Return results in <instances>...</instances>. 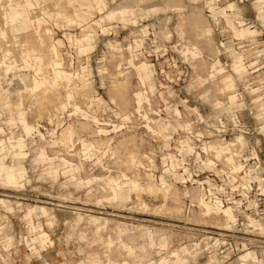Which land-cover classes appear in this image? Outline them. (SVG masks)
<instances>
[{"label":"rangeland","instance_id":"374dc122","mask_svg":"<svg viewBox=\"0 0 264 264\" xmlns=\"http://www.w3.org/2000/svg\"><path fill=\"white\" fill-rule=\"evenodd\" d=\"M103 1L110 10L119 4H127L132 7V13L126 17L117 13L112 19L104 17L101 23H97L95 19L105 14L97 11L92 0L0 1V32L3 29L0 46L7 44L11 52L16 50L11 44L12 36L19 35L26 46L32 45L30 49L34 46L36 49L42 43L34 41L36 35L45 34L44 29L48 27L51 29L50 36L57 42L63 67L73 70L78 76L73 82L70 81L69 87L60 84L56 89L60 94L69 92L65 88L69 89L77 83L75 96L69 100L71 97L64 96L66 103L65 108L61 107L62 110L58 96L54 97L57 95L55 91H52L53 98L50 88L45 96L37 95L43 98H38L36 94L29 96L28 87L21 82L20 74H23L21 77H25V82L29 83L30 76L36 73L32 65L38 67L39 57L16 55L17 64L11 61L13 69L7 73L3 66L4 58L0 57V96L4 89H10V94L0 98V118L3 120L0 122L3 128V131L0 130V138L9 134L10 128L5 120L17 107L15 101L19 93L27 119L34 126V137L26 139L28 156L23 161L28 174L25 186L32 189L28 196L32 201L15 197L8 204L15 211L18 208L25 210L30 205H42L56 218L52 225L47 224V217L34 219L43 225L53 240L52 245L41 256L27 253L24 244L19 245L12 255L0 257V264H79L81 261L84 264H264V220H257L258 217L255 218L250 213L254 205L253 192H264V183H259L255 177L245 176L247 167L252 166L256 175L264 178V136L261 134L264 130L257 128L261 122L253 114L261 111H239L240 123L246 131L243 133L238 130L239 127H230V115L223 106L215 117L217 113L213 106L200 97L206 90L211 94L216 92V96L222 101L227 94H234V91L231 92L234 86L225 87L218 75L209 76V72H217L210 67L214 60L206 50H203L202 55V49L209 48L210 45L217 50V58L223 70L233 75L235 85L241 90L247 81L251 82L250 86L254 84L253 87L264 86L261 67L264 62V25L256 18L257 9L264 13V9L259 8L260 2L212 0L211 6L216 8L211 9L206 3L208 0H183L186 6L181 26L177 11H165L166 8L161 5L166 0H158L161 4L154 7H148L152 0ZM231 2H235L237 6L238 16L246 19L252 29H256L255 34L245 37L236 35L235 31L240 27L234 15L229 16L231 12L228 11V21L220 15V10ZM5 5L11 10L21 11V18L5 23L2 11ZM78 12L84 13L88 19L76 22L69 17H75ZM188 13L192 14L187 16ZM189 18H193L196 23L190 24ZM201 20L204 21L199 22ZM12 26L19 29L20 33H13L10 28ZM143 30L147 31L145 36H142ZM6 33L5 39L3 36ZM139 38L142 39V46L135 47L131 55L126 46H135V40ZM111 41L116 42L119 48H111ZM45 46L46 44L44 47L40 46L43 48H38L43 51ZM188 50L196 51L200 56H194L191 52L186 56L185 52ZM46 56L44 60L48 62L51 56ZM235 58H240L245 65L255 60L258 64L254 68V65H249V74L240 78L232 71ZM23 59L31 62L28 67L22 62ZM145 63L149 64V70L141 77ZM258 67V70L251 73V70ZM41 72L38 77L49 78V70ZM125 75L129 80L127 87L121 88V91L115 88L114 82L123 80ZM12 78L15 79L8 84ZM82 92H86L88 97ZM111 93L117 101H113L112 96L109 97ZM211 96V103H216V97ZM44 97L48 102H45ZM233 98H229L230 102H233ZM244 99L248 107L247 93ZM138 107L140 110H137ZM81 112L87 117L81 116ZM220 121L225 126L227 123L228 125L223 132L218 133ZM71 122L77 126V131L72 134L74 149L68 153L69 147L67 149L61 146L56 135ZM130 135L134 138H130ZM240 135L246 139L247 145L235 139ZM122 138H125L126 145L123 141H118ZM126 138L133 139L131 142L127 139V142ZM80 140H84V144L98 140L101 145L98 144L91 150L90 159L84 161L82 168H77L79 155L76 153L83 147ZM39 147L45 156H52L51 159L56 157L46 167L65 173H60L53 184L45 174V166L32 161ZM253 149L258 153L260 165L251 161L252 159L246 162L242 160ZM218 150L222 152L219 153ZM130 151L132 158L129 157ZM231 157H234V162L229 164L239 172L234 177L237 181L231 185V177L226 175L228 186H221L219 193L225 192V196L235 197L233 203L221 206L207 200L201 184L203 180L210 183L209 178L204 177L209 170L217 175L226 170L227 158ZM59 158L65 165L69 161L70 164L64 168ZM2 159L7 165L15 162L10 156ZM239 163L243 167H239ZM94 174L103 178L116 175L112 177H118L122 186L133 191L127 193L125 200H111L108 188L105 190L108 194L102 190L106 188L102 182L90 180ZM163 183L172 186L166 196L161 191L151 195L141 190L142 187L148 189L151 185L159 188ZM16 190L19 189L0 183V191L22 195ZM17 201L21 203L14 207ZM142 202L147 206L144 207ZM161 204L169 207L178 205L181 212L176 214L164 210ZM36 211L37 215L43 216L38 209ZM247 214L257 220L254 226L248 225ZM14 215L18 218L21 213ZM21 228L19 233L22 237L30 238L27 227ZM145 228L151 229L152 233L156 228L152 238L141 235V229L144 234ZM81 233L85 235V239L80 238ZM109 235L114 239L110 248L106 243ZM117 237L131 245L138 253L137 256L130 257L125 248L119 245ZM36 244L29 245L32 251L36 249ZM103 251L108 252L109 258L103 256ZM97 254L96 260L91 261ZM140 258L143 260L140 261Z\"/></svg>","mask_w":264,"mask_h":264},{"label":"crops","instance_id":"0c3cea01","mask_svg":"<svg viewBox=\"0 0 264 264\" xmlns=\"http://www.w3.org/2000/svg\"><path fill=\"white\" fill-rule=\"evenodd\" d=\"M2 1V0H0ZM95 8L97 9V11L99 13H103L105 14L104 16H100L99 18L95 19V22L97 23H101L104 20V17L107 19H112L117 13H121L123 16H129L132 13V7L127 5V4H119L116 7H114L112 10L108 9V6L106 3H104L103 0H92ZM255 2H260V7L264 9V0H254ZM207 5L211 8V9H215L216 7L211 6V4L213 3L212 0H208ZM161 4L160 1L158 0H152L149 4L148 7H154V5H159ZM23 5V4H21ZM163 5L167 11V9L170 10H175L178 13V16L181 18L180 24L182 26V24L184 23V18L185 14L183 13L185 10V6L186 4L183 3V0H166L165 4H161ZM234 8V9H233ZM3 14H4V22L8 23V22H15L17 20H19L21 18V11H14L11 10L10 7L8 6H3ZM102 11V12H100ZM228 11H230L231 13H229V16L234 15V17L236 18L238 24H239V29H237L236 35L240 36V37H245L248 35H252L255 34L256 29H252L251 26H249L246 21V19L241 18L238 16L237 14V6L235 4V2H231L229 3L226 7H223L220 10V15L225 17V20L228 21L229 17H228ZM192 14V13H191ZM190 13L187 14V16L191 15ZM186 16V17H187ZM69 17L73 18L76 20V22H81V21H86L88 19V17L84 14V13H75V17L70 16ZM257 20H260L261 23L264 25V13L263 11H260L257 9V15H256ZM41 19V18H38ZM37 19V20H38ZM42 20V19H41ZM204 20H201L199 22H203ZM189 22L190 24L192 23H196V21L193 18H189ZM12 32L15 34H19L20 30L15 28L14 26L10 27ZM10 28H9V32H10ZM2 31L0 32V35ZM146 30H143L142 36L146 35ZM16 36V35H14ZM208 40H210V38H208ZM55 42V44L57 45V42L55 40H53ZM111 45V48H115L118 49V45L116 44V42L111 41V43H109ZM206 45V44H205ZM142 46V39H136L135 40V46L133 44H128V46H126V49L129 51V53L131 55H133V49L135 47H141ZM58 47V46H57ZM86 48V47H85ZM202 49V48H200ZM203 50H206L208 55L214 60V62H212L210 64V67L215 68L217 70L216 73H212L209 72V76H214V75H218L219 79L222 80V84L225 87H232L234 86L235 88V79L233 77V75L225 70H223V67L220 64L219 59L217 58V50L214 48L213 45H210L209 48H203L202 49V55H203ZM191 51H186L185 55L187 56L188 53H190ZM194 56L199 57L200 55H198V52L196 51H192L191 52ZM201 53V51H200ZM201 55V56H202ZM24 64H26V67H28L27 65H30L31 62L29 61H25L23 59L22 61ZM39 64L38 66H42L44 60L40 57L38 60ZM5 60L3 59V66L5 64ZM149 64L145 63L143 65V70L144 72L142 73L141 77L147 73ZM232 71L236 74L237 77L242 78L247 72V68L246 65H244L240 58H235L234 62H233V66H232ZM8 72V71H7ZM6 72V73H7ZM1 73V71H0ZM13 74L15 72H12ZM24 76L23 74H20V79L23 80L25 82V77L24 79L21 77ZM1 79V77H0ZM7 79V78H6ZM15 78H12L9 80L8 84H11V81H13ZM17 80H19V73L17 75ZM39 80L43 83L46 82V76L45 78H42L41 76L39 77ZM231 89V92L233 91V89ZM2 89L0 88V91ZM10 89L9 87H7L6 89L3 90V93L1 94V96L5 95V94H10ZM221 92H228L229 91H224L221 90ZM57 94V93H56ZM64 95H67L72 99V97L74 96L73 91L70 90L69 92L65 91L63 93ZM211 95H214L217 99L216 103L212 104V100L210 97H212ZM0 96V98H1ZM200 97H202L203 99L207 100L214 109V112L217 113L215 115V117L219 114V112H221L222 110V106L223 109H225L227 104H232L235 103L238 106H241L243 104L242 99H238L234 94L230 95L227 94L226 95V99L224 101L220 100L218 98V96H216V92L211 94L210 91L206 90L204 91V93L202 95H200ZM230 97H234L232 100L233 102H230ZM236 98V99H235ZM67 100V101H68ZM0 104H2V102H0ZM5 104V103H3ZM7 104V103H6ZM15 104H17V107H15L14 111L12 112V115L9 116L5 121L7 123V125L9 126V134L5 137V138H0V183H4L6 186H13V187H17L19 190H16L17 192L21 193L22 195H15L13 193L12 194V199L6 198V197H0V215L7 219V212L11 211L12 215L14 216V219L12 220V226H11V230H8L7 227V223L4 225V228L2 226H0V257L4 258L3 256H10L12 255L14 252H16V250L18 249L19 245L27 246L29 251L27 253H32V254H37L38 256H41L42 253H44V251L50 247L53 243V240L51 239V237L49 236V233L43 228V225L39 222V221H35L37 219H40L41 217H47V224L52 225L55 221V215L54 214H50L49 209L45 206H33L30 205L28 206L25 210L23 208H18L16 209V211L14 210V208L11 206L10 200L14 201V198L16 197V199H30L32 201V198L28 197L31 193L32 189H28L25 186V180L28 177L27 174V169L25 168V166L23 165V161L27 158L28 156V152H27V144H26V139L27 138H33L34 135H32L33 133V129L34 126L30 124L29 120L27 119L26 116V111L23 109L22 107V99L20 98V93H19V97L17 98V100L15 101ZM7 106V105H6ZM259 106H261V104L259 103ZM137 110H140L139 107L137 108ZM57 111V110H55ZM82 111V110H81ZM253 114L256 116L257 120L260 123V125L257 126L258 129H262L264 130V112H258V113H254ZM85 115L81 112V116ZM201 115V113H200ZM258 115H262L261 117H258ZM0 117H1V112H0ZM84 117H87V115H85ZM234 119V117H232ZM3 121L0 118V122ZM0 130L3 131V128L0 126ZM217 130H219L217 128ZM238 130H240L241 132H246L244 128L239 127ZM220 131V130H219ZM264 136V133H261ZM235 139L237 141L242 142L244 145H247V141L246 139L240 135V136H236ZM185 140H181V142H183ZM82 143V141H80ZM45 151V150H44ZM219 153L222 152L220 150H218ZM227 153V152H226ZM91 154V151H90ZM248 156H244L243 160L246 162L248 161L250 158H256L257 160L259 159L258 157V153L255 149L251 150L250 153H247ZM6 156H10L15 162L12 165H7L3 162V157ZM52 156H45V154H43V150L41 149V147H39V150L37 151V153L35 154V156L32 158L33 163L35 164H40L42 166H45V174L50 178L51 180V184H53L54 182H56L59 178L60 173H63L62 171L60 172L59 170L57 172H55V170H52L51 168H47L46 164L49 163L51 164L54 159L56 157H54L53 159H51ZM60 159V158H59ZM62 162V165L64 168H66L68 166V164H70V161L65 165L64 161L62 159H60ZM228 163H233L234 162V157L231 158H227ZM239 167H243V165L241 163H239L238 165ZM77 168H82L80 165H76ZM63 168H61L62 170ZM185 171L186 168L184 169ZM53 171V172H52ZM239 173V172H237ZM65 174V173H63ZM97 175V174H94ZM245 176L248 177H255V180L258 181L259 183H264V178H260L256 175L255 173V169L252 166H248L247 169L245 170ZM52 178V179H51ZM244 179L245 181L247 180ZM91 181H95L93 179V175H91L90 177ZM28 181V180H26ZM166 181V180H165ZM96 182V181H95ZM168 182V181H166ZM166 184V183H163ZM170 185V184H167ZM171 186V185H170ZM37 187H35L36 190ZM38 190V189H37ZM133 190L129 189L128 187L124 188L123 191V196L124 199H126L127 193L131 192ZM126 194V195H125ZM199 201H203L202 199H199ZM12 203V202H11ZM21 201H17V204L14 205V207H18L20 205ZM28 203V202H25ZM39 210V212L43 215V216H39L36 214V210ZM48 210V211H47ZM17 212L18 214L21 213V215L17 218L15 213ZM78 218L80 219L81 216H78ZM25 219L26 220V227L28 229V233L30 234V238H28V236H24L22 237V235L19 233L21 232L23 227L21 225V220ZM35 219V220H34ZM251 221V222H250ZM255 221L249 219L248 225L254 226ZM3 228V230H2ZM98 231V229H97ZM35 234L37 236H35ZM141 235L142 236H149V238H152L153 233L151 229L145 228L144 229V234L142 233V229H141ZM32 236H35V238H33ZM55 239L57 238L56 236L54 237ZM80 238L81 239H85V235L83 233L80 234ZM118 238V242H122L123 240L121 239V237H117ZM33 239H36L37 241H32ZM109 239H111L114 243V239L113 237H111V235H109ZM23 240V242H22ZM32 243H37L35 246V250L32 251V248L29 247L30 244ZM37 246H39V248H37ZM25 249V247H24ZM26 251V249H25ZM107 251V250H106ZM103 251V256H105L106 258H109L108 256V252ZM250 253V252H249ZM98 257V254L92 257L91 261L96 260V258ZM42 264H48L47 262H44ZM79 264H84L82 261Z\"/></svg>","mask_w":264,"mask_h":264},{"label":"bare ground","instance_id":"6f19581e","mask_svg":"<svg viewBox=\"0 0 264 264\" xmlns=\"http://www.w3.org/2000/svg\"><path fill=\"white\" fill-rule=\"evenodd\" d=\"M40 27H41V25H40ZM45 28V27H44ZM46 29V28H45ZM44 29V33L45 34H41V33H38L37 35H36V37H35V39H34V41H37V40H39V42H42L41 43V45H43V47H44V44H46V46H45V49H43V51H41L39 48H43V47H40L39 45H38V47L36 48V49H34L35 48V46L34 47H32V49H30L31 47L30 46H32V45H30L29 47L28 46H26L25 45V42H23V41H21L20 39V36L19 35H16V36H12L13 37V43H11L12 45H13V47H15L16 48V50H12V52H11V50H10V47L7 45V44H5V46H7V47H5V46H0V57H2V58H4V59H6L7 61H6V63L4 64V69H5V72H7V71H10L11 69H13V67L11 66V61H14L15 63V65L17 64V58H16V55L17 56H24V57H32V58H35V57H41L43 60H44V58H46L47 56L46 55H50L51 56V59L47 62L46 61V59L44 60V62H43V65L40 67V66H35L34 64L32 65V67H33V69L35 70V74H32L31 76H30V79H29V83H26V82H24L23 80H21V82H22V84L24 85V86H26V87H28V90H29V93H30V95L29 96H31L32 94H36L35 96H37V95H41V94H43L42 96H45L44 94L46 93V92H50V91H48V88H50L51 89V92L53 91H55L56 93H57V95H55L54 97H56V96H58L57 98H59V100H58V102H59V107L61 108H65V95L62 93V94H60L56 89H58L59 88V86H60V84L61 85H63L64 87H69L70 86V81H72L73 82V80H75V78H78V76L77 75H75V73L74 72H72V71H70V70H67L66 68H64L63 67V63H62V58L59 56V50H58V47H57V45L55 44V42L53 41V38L50 36V34H51V29H49L48 27H47V29L45 30ZM37 30V29H36ZM38 31V30H37ZM40 31H41V29H40ZM7 32V31H6ZM32 32V31H31ZM35 32V31H34ZM33 33V32H32ZM34 35V34H33ZM5 39H6V37H7V33L3 36ZM33 37V36H32ZM37 38V39H36ZM23 40V39H22ZM30 40V39H29ZM33 41V40H32ZM33 41V42H34ZM5 42H7V41H5ZM29 42H31V41H29ZM4 43V42H3ZM44 43V44H43ZM10 44V45H11ZM28 44V43H27ZM12 45H11V48H12ZM28 47V48H27ZM37 49H39V50H37ZM37 50V51H36ZM15 53H14V52ZM42 52H44V53H42ZM12 57H14V58H12ZM61 59H60V58ZM9 59H11V60H9ZM9 60V61H8ZM243 63V62H242ZM48 64H49V66H48ZM244 64V63H243ZM257 64H258V61H253V62H250L249 64H247L246 65V68L249 66V65H254L252 68H254V67H256L257 66ZM245 65V64H244ZM260 67H258V68H256V69H254V70H251V73H253V72H255L256 70H258ZM16 69V68H15ZM45 69H47V70H49L50 71V75H49V78L48 79H46V82L45 83H43V82H41L40 80H39V77H38V75H40L42 72L41 71H44ZM78 73V72H77ZM76 73V74H77ZM130 73V72H129ZM247 75L249 74V72H247L246 73ZM245 74V75H246ZM114 75V74H113ZM126 76V75H125ZM114 77V76H113ZM112 77V78H113ZM123 80H118L117 79V77H116V79L118 80V81H116V82H114L115 83V88H118L119 90H121V91H123L122 89L123 88H125V86L127 87V82H128V80L129 79H127V76L126 77H124L123 76ZM130 78V77H129ZM129 84V83H128ZM111 85H112V83H111ZM251 85V82H249V81H247V83H245L244 84V89H247V91H245L244 89H240L237 85H235V88L233 89V91H234V93H235V95H236V97L238 98V99H242V101H243V104L241 105V106H238L237 104H235V103H232V104H227L226 105V107H225V109L228 111V113H229V115H230V127H243V125L240 123V119H239V117H238V113H239V111H241L242 109H248V110H250L251 111V109L252 110H259V111H261V112H264V86L263 85H261V86H256V87H253V85L254 84H252V86H250ZM76 86H77V83H75V84H73L72 85V87H70L69 89L68 88H65V90H72L73 91V89H74V91H73V94H74V92H75V88H76ZM110 86V85H109ZM114 86H110V87H114ZM122 88V89H121ZM53 89V90H52ZM111 90L113 89L114 90V88H110ZM109 90V89H108ZM53 92L51 93L52 95H51V97L53 98ZM247 93V95H248V97H249V99H248V101H249V106L247 107V105H246V103H245V99H244V97H245V93ZM27 93H28V91H27ZM75 94H77V93H75ZM82 94H84V96H86V97H88V94H86V92H82ZM23 95V94H22ZM27 95V96H28ZM46 95H48V94H46ZM50 95V94H49ZM81 95V94H80ZM25 96V95H24ZM42 96H39V97H42ZM75 96V95H74ZM78 96V95H77ZM112 96V99H113V101L115 100V101H117L116 100V97L114 98L113 97V95H112V93H111V95L109 96V97H111ZM22 97V96H21ZM38 97V96H37ZM38 97V98H39ZM49 97V96H48ZM43 98V97H42ZM44 99H46V97H44ZM86 99V98H85ZM48 99H46L45 100V102L47 101ZM53 100V99H52ZM56 100V101H57ZM82 100V99H81ZM41 101V100H40ZM39 102V101H38ZM42 102H43V100H42ZM48 102V101H47ZM55 102V101H54ZM84 102V101H83ZM259 103L261 104V106H259ZM40 104V103H39ZM42 104V103H41ZM52 104H53V101H52ZM55 104V103H54ZM57 104V103H56ZM119 104V103H118ZM57 106H58V104H57ZM118 107V106H117ZM50 108V107H49ZM61 108V109H62ZM47 109V108H46ZM67 109V108H66ZM43 110H45V109H43ZM63 110V109H62ZM123 110V109H122ZM121 111V110H120ZM128 111V110H127ZM44 112V111H43ZM127 113V112H126ZM71 115V114H70ZM70 115H69V117H70ZM49 117V116H48ZM232 117H234V119L232 118ZM51 119V117L49 118V120ZM51 121V120H50ZM78 121V120H77ZM79 122V121H78ZM80 123H81V121H80ZM84 123V122H83ZM82 123V125L84 126V124ZM87 124V123H86ZM81 125V124H80ZM227 125H228V123H227ZM226 125V126H227ZM225 126V124L223 123V121H220V123H219V130H217V132L218 133H221V131L222 130H224V128L226 127ZM77 126L75 125V124H73L72 122L71 123H69L68 125H65L64 127H63V129L61 130V132H59V134L58 135H56V137H57V142L61 145V146H64V147H67V149H68V147H69V149L67 150L68 151V153H69V151H71V150H73L74 149V139H73V137L74 136H72V134H73V131H75L77 128H76ZM88 127V126H87ZM77 131V130H76ZM75 131V132H76ZM54 134V133H53ZM74 135V134H73ZM131 136L132 135H130V138H131ZM129 137V136H128ZM133 137V136H132ZM134 138V137H133ZM132 138V139H133ZM99 141H100V139L99 138H97ZM123 139V138H122ZM118 140V141H123L122 143H124V140H125V138L123 139V140ZM127 139L128 138H126V141H127ZM132 139H128L129 141L130 140H132ZM98 140H95V141H93V142H88V143H85L84 144V140H80V141H82V145H83V147L79 150V151H77V153H76V155H79V163H78V165H80L81 167L82 166H84V161H86V160H89L90 159V151L93 149V148H95V146L97 145L98 146V144L100 143ZM102 140H104V139H102ZM79 141V142H80ZM120 142H118V143H120ZM128 142V141H127ZM131 142V141H130ZM129 142V143H130ZM101 143H102V141H101ZM127 143L125 142L124 143V145H126ZM99 145H101V144H99ZM120 146L119 147H121L122 145H121V143L119 144ZM115 146L117 147V144H115ZM100 147V146H99ZM125 147V146H124ZM123 147V148H124ZM113 148H115V147H112V149ZM115 150V149H114ZM130 150H131V148H130ZM111 151H113V150H111ZM132 151V150H131ZM131 151L129 152V153H131ZM114 152V151H113ZM113 152H111V153H113ZM125 152H126V150H125ZM134 152H135V150H134ZM115 153V152H114ZM113 153V154H114ZM117 153V152H116ZM128 153V154H129ZM136 153H138V152H136ZM70 155H72L71 153H70ZM132 153H131V155L129 154V157H131L132 158ZM127 157H128V155H127ZM78 159V158H77ZM124 159V158H123ZM126 160V159H125ZM124 160V161H125ZM133 160V159H132ZM225 160V159H224ZM242 160H243V158H242ZM244 161V160H243ZM245 162V161H244ZM254 162H256V160L254 161ZM125 163V162H124ZM127 163V162H126ZM257 163V162H256ZM227 165H226V170H223V173L225 174V176L226 175H228L229 177H231V179L229 180L230 181V183H231V185H233L234 183H235V181H237L236 180V178H234L235 176H237V172L234 170V168L232 167V165L231 164H229V163H226ZM127 166V165H126ZM111 176V178H103V177H101V176H99V175H93V179L96 181V183H99V182H102V185H104L105 187V189H102V185L100 186L101 187V189L103 190V191H105L107 188V190L109 191V198L111 199V200H122L123 198H124V196H123V188H125L124 187V185L122 186L121 184H120V181H119V178L117 177V178H113V177H115L114 175H110ZM113 176V177H112ZM121 180V179H120ZM94 181V182H95ZM208 181H210V183L209 182H207V180L205 181L206 182V184H204L203 185V183L201 184V186H202V188H203V192H204V195H205V197L207 198V200L208 201H212V202H216V203H218V204H220L221 206H224L225 204H228V203H233V198L235 197V196H231V195H228V196H225V200H223L221 197H219V195H218V193H219V190L222 188H220L219 186H217L216 185V183L214 182V181H211V180H209L208 179ZM133 182H134V179H133ZM132 183V182H131ZM101 184V183H100ZM135 184V183H134ZM152 184V183H151ZM137 185V184H136ZM156 185V184H155ZM140 186V185H139ZM99 187V188H100ZM134 187V186H133ZM161 187V188H160ZM132 188V187H131ZM137 188V187H136ZM172 188V186H170V185H167V184H163V186L161 185V186H159V188L157 187V186H154V185H151V187H149L148 189H144L143 187L141 188V190H143V191H146V192H148L149 194H151V195H156V193H159L158 191H161V193H163L164 194V196H166V194H168L169 192H170V190H172L171 189ZM243 188H245V190H247L246 189V186H243ZM106 190V191H107ZM133 190V189H132ZM137 190V189H136ZM105 191V192H106ZM135 191V190H134ZM172 192V191H171ZM107 193V192H106ZM105 193V194H106ZM108 194V193H107ZM100 195V194H99ZM103 195V194H102ZM126 195V194H125ZM104 197H106L107 195H103ZM103 196H101V197H103ZM0 197H6V198H10V197H12V194L11 193H7V192H2V191H0ZM108 198V197H107ZM104 200V199H103ZM106 201V200H105ZM108 201V200H107ZM253 201H254V205H253V207H252V209L253 210H251L250 211V213L256 218V217H258L257 218V220H264V214H262V213H260L259 211H258V208H257V203H256V200H255V198L253 197ZM143 203V202H142ZM143 206L145 207V206H147L145 203H143ZM161 208H163L164 210H168V211H173V212H176V214L177 213H179V212H181V207H179L178 205L177 206H175V207H169V206H166L165 204H161ZM172 208H173V210H172ZM48 211V210H47ZM232 211H234V209L232 210ZM163 213V212H162ZM244 213H246V212H244ZM257 215H255V214ZM251 214H247L248 215V218L249 219H251V220H253V221H257V220H255V218H251ZM7 219H5V218H3L1 215H0V226H2L3 228H4V225L7 223L8 225H7V229L8 230H11L10 228H11V224H12V220L14 219V216L12 215V212L11 211H8L7 212ZM21 225L23 226V227H26V220L25 219H22L21 220ZM3 228H2V230H3ZM111 229V228H110ZM115 229V228H114ZM113 228H112V230H114ZM111 230V232H113ZM153 230H155L156 231V228L155 229H153ZM159 229H157V231H158ZM115 231V230H114ZM155 231H153V234H155ZM116 232V231H115ZM159 232H160V230H159ZM154 236V235H153ZM106 243H107V247H109L110 248V246L112 247V245H113V241L111 240V239H107V241H106ZM119 245L120 246H123L124 248H125V250H126V253L127 254H129V256L131 255V256H137V252L135 251V249L131 246V245H129V244H127L126 242H124V241H122V242H120L119 243ZM117 247L119 248V246L117 245ZM117 250V249H116ZM115 255V254H114ZM118 255V254H117ZM130 256V257H131ZM143 258V257H142ZM142 258H140V261L141 260H143ZM136 258H134V260H135ZM137 259H139L138 257H137ZM119 260H121V258L119 259ZM135 262V261H134ZM137 262H139V260H137ZM144 262V261H143ZM133 263V262H132Z\"/></svg>","mask_w":264,"mask_h":264},{"label":"built area","instance_id":"2783aa9c","mask_svg":"<svg viewBox=\"0 0 264 264\" xmlns=\"http://www.w3.org/2000/svg\"><path fill=\"white\" fill-rule=\"evenodd\" d=\"M261 67H263V73H264V62L262 63ZM249 111V110H248ZM224 130H222L221 132H223ZM205 137V136H203ZM252 159V160H251ZM251 161H255L257 162V165H260V161L257 160L256 158H250ZM204 177H207L209 178L211 181H214L216 183L217 186H219L221 188L222 187H225V186H228V182H227V179H226V176L223 172H221L220 175H217L215 174L213 171L209 170L207 172V174L204 175ZM203 180V178H201ZM203 185L206 184V182L203 180ZM227 193H222L219 195L221 196V198L223 200H225V195ZM233 195V194H232ZM253 196L256 200V203H257V208H258V211L262 214H264V192H260V191H254L253 192ZM26 251H29L28 247L27 246H24Z\"/></svg>","mask_w":264,"mask_h":264}]
</instances>
